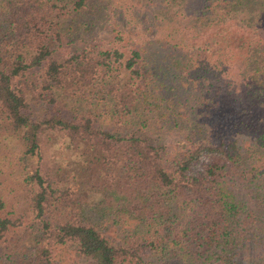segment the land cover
Instances as JSON below:
<instances>
[{"label": "trees", "instance_id": "trees-1", "mask_svg": "<svg viewBox=\"0 0 264 264\" xmlns=\"http://www.w3.org/2000/svg\"><path fill=\"white\" fill-rule=\"evenodd\" d=\"M0 264H264V0H0Z\"/></svg>", "mask_w": 264, "mask_h": 264}, {"label": "rangeland", "instance_id": "rangeland-1", "mask_svg": "<svg viewBox=\"0 0 264 264\" xmlns=\"http://www.w3.org/2000/svg\"><path fill=\"white\" fill-rule=\"evenodd\" d=\"M108 10L99 12L93 18L95 22L90 24V26L83 24L89 21L90 16L83 15L72 20L73 27H71V30L66 33L67 35H70L67 36V39L73 42H90L96 39H103V42H114V45L118 46V48H128L130 46V41H128L125 36L128 24L122 29V24L117 21L114 11L110 9L112 11L111 13L108 12ZM196 169L198 170L200 167L197 166ZM85 214L91 216L92 219L95 222L97 221L96 223L101 226V223L98 222V216L94 215V208H88L87 213L85 212Z\"/></svg>", "mask_w": 264, "mask_h": 264}]
</instances>
